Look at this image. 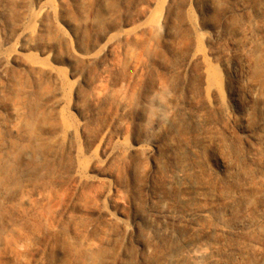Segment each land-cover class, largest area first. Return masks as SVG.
<instances>
[{
    "label": "rangeland",
    "instance_id": "rangeland-1",
    "mask_svg": "<svg viewBox=\"0 0 264 264\" xmlns=\"http://www.w3.org/2000/svg\"><path fill=\"white\" fill-rule=\"evenodd\" d=\"M182 160L194 187L172 183ZM44 183L43 210L14 209ZM184 199L215 264L263 263L264 0H0V264H80L89 244L163 264L205 234Z\"/></svg>",
    "mask_w": 264,
    "mask_h": 264
},
{
    "label": "bare ground",
    "instance_id": "bare-ground-1",
    "mask_svg": "<svg viewBox=\"0 0 264 264\" xmlns=\"http://www.w3.org/2000/svg\"><path fill=\"white\" fill-rule=\"evenodd\" d=\"M195 56V55H194ZM247 57L252 59V55L247 54ZM219 85V84H218ZM96 98L100 99L101 94L97 93ZM195 122L198 126L203 127L205 122L200 116L195 117ZM197 144L201 145L200 154L204 157L208 154V150L206 149V137L198 138L196 141ZM40 154L39 153H31L29 154V163L27 165L28 172L33 174L35 178H43L49 173V168L47 166H42L38 163ZM192 168L187 163L186 160H182L180 164L177 166L173 178V184L178 186H187L194 187L195 180L192 174ZM19 174L21 171L14 170L7 176L6 186L14 187L19 180ZM51 191V185L49 183H44L42 187H36L32 192H29L26 189L19 190V199L17 200V205H14V209L17 207H28L31 209H41L43 210L42 201L47 199L49 193ZM38 195L41 197V200L35 198ZM198 199V198H197ZM14 204V203H13ZM185 204V216L191 219V222L194 226L200 227L201 230L205 232L203 236H196L191 240H188L184 243L182 248L178 250H171L168 254H165L163 257V264H215L217 263V258L215 255V251L210 247L209 237L215 232L214 224L211 222V217L206 211H201L200 218H194L193 214L196 210L197 201L194 199H184ZM160 214L170 221H176L178 217L176 216L177 210L173 206L163 207L160 211ZM111 220H114L112 215H109ZM142 219H145V215H141ZM138 235V234H137ZM138 237V236H137ZM132 235V239H133ZM146 239V238H145ZM144 239V240H145ZM145 245H143L144 251H151L152 244L148 241H145ZM102 250L98 245L89 244L87 245L82 252L78 256V261L80 264H101L102 262ZM264 264V260L263 263Z\"/></svg>",
    "mask_w": 264,
    "mask_h": 264
}]
</instances>
